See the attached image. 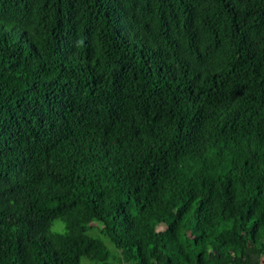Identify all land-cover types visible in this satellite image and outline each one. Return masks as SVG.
Instances as JSON below:
<instances>
[{"label": "trees", "instance_id": "trees-1", "mask_svg": "<svg viewBox=\"0 0 264 264\" xmlns=\"http://www.w3.org/2000/svg\"><path fill=\"white\" fill-rule=\"evenodd\" d=\"M84 257L260 264L264 0H0V264Z\"/></svg>", "mask_w": 264, "mask_h": 264}, {"label": "rangeland", "instance_id": "rangeland-1", "mask_svg": "<svg viewBox=\"0 0 264 264\" xmlns=\"http://www.w3.org/2000/svg\"><path fill=\"white\" fill-rule=\"evenodd\" d=\"M259 262H260V264H263L264 257H260ZM81 264H95V263L91 262L88 258L84 257V258H82Z\"/></svg>", "mask_w": 264, "mask_h": 264}]
</instances>
